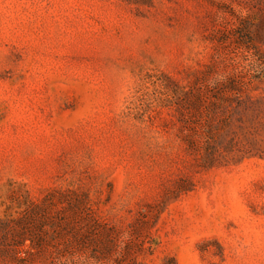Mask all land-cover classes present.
Returning <instances> with one entry per match:
<instances>
[{
  "label": "rangeland",
  "instance_id": "1",
  "mask_svg": "<svg viewBox=\"0 0 264 264\" xmlns=\"http://www.w3.org/2000/svg\"><path fill=\"white\" fill-rule=\"evenodd\" d=\"M233 8L252 40L220 46ZM247 48V109L195 119L209 166L178 87ZM48 196L45 218L5 222ZM0 218V264H264V0H0Z\"/></svg>",
  "mask_w": 264,
  "mask_h": 264
},
{
  "label": "trees",
  "instance_id": "2",
  "mask_svg": "<svg viewBox=\"0 0 264 264\" xmlns=\"http://www.w3.org/2000/svg\"><path fill=\"white\" fill-rule=\"evenodd\" d=\"M247 16V13L244 12L242 8H233V10L228 13H226V11L223 12V14L220 15V18L224 19L225 22H222V24L220 23L221 26L216 29L210 39L216 40L219 45L222 46L231 42L234 39L233 37L235 34L241 31L242 39H244L243 37L245 35L246 39H244L243 42L239 41L238 43L242 44L249 42V40H252L251 36L253 32L247 25ZM228 19H230L229 22H231V25L229 24V26L226 25ZM248 51V48L242 50L243 55H245L244 59L246 62L239 70L229 72L228 75L218 78L215 74L217 71L215 64H211L208 65L189 86L178 87L177 103L180 111V121L182 122L183 128L193 132L194 134H197V131L201 130V136H199V133L197 134V137L189 134V138L186 141L188 142L190 148L195 149L196 151H199L204 142L206 143L204 160L209 166L215 164L219 159L216 157V153L213 150L214 145L212 144L213 142H216L213 137L215 132L213 130V126L211 127L210 124L207 128L204 126V123L202 124V122H200L198 124L199 126H197L195 119L197 117L206 116V125H208L210 120H212V114L217 110L222 111L224 114L225 111L229 110L240 111L247 109L250 101L248 90L255 83V81L260 78V74L262 72L260 60L255 56V54H244ZM226 55L227 56H221V54H219V57L224 64L227 63L225 62L227 59L235 60V56L232 54L227 53ZM221 121V123L218 122L219 125L224 122L227 124V121L224 119ZM210 138L214 141H210ZM218 143H220V141ZM231 146V143H229L223 151H231ZM221 156L224 157V154L222 153ZM59 200L65 202L66 197L62 196ZM53 202H55L54 196H48L42 204H34L32 207L23 210L16 218L5 219V222H10L11 220L17 222H33L36 219L45 218L44 214L46 209L49 204ZM81 218L84 223L87 226L92 227V229L98 228L99 223L96 220H92L88 207L85 208ZM104 233L109 241L111 238L114 239L113 241H115L116 245L117 243H121L123 241L120 234L115 233L114 230H108ZM33 238L34 235L31 234L30 239L32 241Z\"/></svg>",
  "mask_w": 264,
  "mask_h": 264
}]
</instances>
